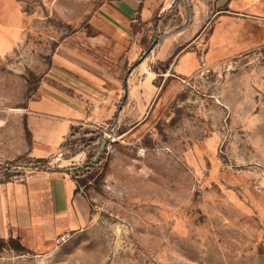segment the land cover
<instances>
[{"label": "rangeland", "instance_id": "1", "mask_svg": "<svg viewBox=\"0 0 264 264\" xmlns=\"http://www.w3.org/2000/svg\"><path fill=\"white\" fill-rule=\"evenodd\" d=\"M104 1L0 0V142H22L25 107L49 85L46 79L62 77L60 68L58 75L49 72L56 62L70 64L64 51L79 45L70 37L95 33L91 20ZM174 1L151 25H134L142 53L133 63L109 64L124 79L146 54L134 75L150 77L153 99L146 106L135 100L97 129L76 127L53 159L83 166L96 158L105 134L112 136L94 179L81 187L91 201L89 228L42 253L17 251L10 239L0 246V264H264V20L232 29L245 37L244 50L214 52L207 61L221 15L215 8L205 29L197 21L178 37L177 44L188 45L164 72L167 54L160 58L171 39L162 32L193 25L190 8L183 16ZM183 1L198 7L196 16L205 12L203 0ZM229 16L233 23L242 19ZM186 51H197L200 60L190 76L172 70ZM11 162L0 163V182L36 169Z\"/></svg>", "mask_w": 264, "mask_h": 264}, {"label": "crops", "instance_id": "2", "mask_svg": "<svg viewBox=\"0 0 264 264\" xmlns=\"http://www.w3.org/2000/svg\"><path fill=\"white\" fill-rule=\"evenodd\" d=\"M203 1L204 4L199 2L200 9L204 6L205 12L200 11L198 16L195 12L197 6L193 9L183 0L174 1V9L179 8L183 16L190 8L186 17H193V25L187 29L182 25L178 30L162 32L171 41L163 44L164 47L170 43L161 60L177 43L178 37L195 28L197 21L200 29H205L208 23L204 27L202 23L209 16L213 17L215 8L219 10L217 15H221L208 38L207 61L214 52L224 56L229 51L244 50L248 46L244 42L245 37L232 29L246 23L254 26L257 21L264 20V0ZM168 3V0H106L91 20L95 33L89 35L79 31L70 37V40L79 44L77 50L69 48L68 52L64 51L66 55L63 53L70 64L56 62L49 72L57 74L60 68L62 77L46 79L50 86H43L25 107L23 117L28 124L32 142L29 143L25 128L22 142L14 139L8 143L0 142V163L14 161L21 156L48 162L45 168L41 166L27 175L23 182H0V240L7 243L10 239H16L30 252L42 253L89 228L92 221L91 201L81 188L78 190L74 179L76 174L70 168L73 164H68L76 160H58L55 168H49V165L54 158L63 155L66 143L72 138L76 127L97 129L116 117L124 95L123 77L118 72L120 68L115 70L112 65L131 64L140 56L142 47L137 41L139 32L134 25L138 21L151 25L155 14L170 12ZM210 5H213L212 11ZM229 15L242 19H239L240 23H233ZM229 25L232 26L229 28ZM227 27L229 30L225 31ZM74 37H78L77 40ZM233 38H237L236 41ZM192 42L189 46L198 43ZM80 52H92L97 60L92 55L87 58L86 54L84 57ZM199 67L198 52L186 51L178 55L172 70L179 75L190 76ZM134 72L128 81L127 101L120 115H124L135 100L142 101L146 106L156 93L150 94V77L142 75L140 78ZM137 90L140 93L137 94Z\"/></svg>", "mask_w": 264, "mask_h": 264}, {"label": "trees", "instance_id": "3", "mask_svg": "<svg viewBox=\"0 0 264 264\" xmlns=\"http://www.w3.org/2000/svg\"><path fill=\"white\" fill-rule=\"evenodd\" d=\"M210 10L212 9L213 5H210ZM212 11V10H211ZM190 14H191V11H190ZM212 18V15L208 17V19L206 20V22L203 24L202 23V27L205 26V24ZM190 22L187 23V25L184 27V29H187L188 27H190ZM155 29L157 30L158 29V24H155ZM183 31V30H182ZM165 38V36L163 37ZM183 43V42H182ZM188 44L187 43H183L182 44H177V43H174L169 52L167 53V56H166V66L164 68V72H166L169 68V64H170V57L172 56H176L177 54H179V52L182 51V49H184V47H186ZM146 56V54L142 55V57L139 59L138 62L134 63L132 65V67L130 68V70L128 71V73L126 74L125 78L123 79V91H124V95H123V99H122V102H121V105L119 106L118 108V111L116 113V120L119 118V114L120 112L122 111L123 107L125 106V102L127 101V94H128V81L131 77V75L133 74V72L135 71V69L143 63V58ZM25 129H26V132H27V138L29 140V143L32 142V137H31V133H30V130H29V127H28V124L27 122L25 121ZM11 164L13 165H16V166H25V165H28V166H31V165H40L42 167H46L48 162L47 161H44V160H37V159H31V158H28L27 156H21L19 158H17L16 160L12 161ZM96 168V166L94 167H91V168H87L85 170H83V172H86L89 174L88 178H83L78 172L76 173L75 175V181L78 185V190H80V188L82 186H85L86 183L88 182V180H92L94 179V175L92 174V171H94ZM36 169H40V168H36ZM34 169V170H36ZM11 243H17V251H27L28 252V249L23 247L19 241H15V240H10ZM4 244H6V242L4 240H0V246L3 247Z\"/></svg>", "mask_w": 264, "mask_h": 264}, {"label": "water", "instance_id": "4", "mask_svg": "<svg viewBox=\"0 0 264 264\" xmlns=\"http://www.w3.org/2000/svg\"><path fill=\"white\" fill-rule=\"evenodd\" d=\"M158 41L155 40V42L152 44L151 48L148 50V54L152 52V50L156 47ZM146 58V57H145ZM112 142V136L110 134H105V140H104V143L99 151V153L97 154L96 158L88 163V164H85L83 166H79V167H76L74 169H71V171H77V170H84V169H87V168H91V167H94L95 165H97L98 161L100 160L101 156L103 155V153L107 150L109 144ZM40 165H31V166H28V165H25L24 168L26 169H33V168H38Z\"/></svg>", "mask_w": 264, "mask_h": 264}, {"label": "built area", "instance_id": "5", "mask_svg": "<svg viewBox=\"0 0 264 264\" xmlns=\"http://www.w3.org/2000/svg\"><path fill=\"white\" fill-rule=\"evenodd\" d=\"M56 164H57V160H54V161H52V162L50 163L49 167H51V168H55ZM24 180H25V176L21 175V176L18 178L17 181H18V182H23Z\"/></svg>", "mask_w": 264, "mask_h": 264}]
</instances>
